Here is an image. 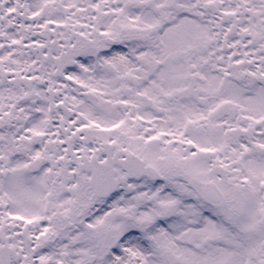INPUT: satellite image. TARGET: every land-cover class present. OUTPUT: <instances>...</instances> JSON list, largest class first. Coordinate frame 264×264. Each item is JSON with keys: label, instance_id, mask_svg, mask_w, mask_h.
<instances>
[{"label": "snow or ice", "instance_id": "1", "mask_svg": "<svg viewBox=\"0 0 264 264\" xmlns=\"http://www.w3.org/2000/svg\"><path fill=\"white\" fill-rule=\"evenodd\" d=\"M0 264H264V0H0Z\"/></svg>", "mask_w": 264, "mask_h": 264}]
</instances>
